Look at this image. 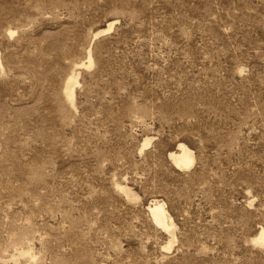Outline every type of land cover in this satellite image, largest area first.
<instances>
[{"label": "rangeland", "instance_id": "1", "mask_svg": "<svg viewBox=\"0 0 264 264\" xmlns=\"http://www.w3.org/2000/svg\"><path fill=\"white\" fill-rule=\"evenodd\" d=\"M0 53V264H264V0H0Z\"/></svg>", "mask_w": 264, "mask_h": 264}, {"label": "bare ground", "instance_id": "2", "mask_svg": "<svg viewBox=\"0 0 264 264\" xmlns=\"http://www.w3.org/2000/svg\"><path fill=\"white\" fill-rule=\"evenodd\" d=\"M116 23H117V21H112L108 24L106 29L98 31L95 35L93 34L94 37L92 36L93 37L92 41H96L102 35L106 34V32L107 33H108V31L110 32V30L113 29V27L115 26ZM90 52L91 51H89L88 53H90ZM90 55L88 57H91ZM0 67L3 68L1 53H0ZM78 86H79V73H77L74 70L71 77L67 81L66 90H65V93L67 96V101L72 107L75 106L74 95H75V90L77 89ZM72 107H70V108H72ZM150 140L151 139L145 140V143L143 144V148L147 147ZM170 156H171V159H173L172 161L175 163V165L181 169H189L192 167V165L195 162V157L193 155V152L187 146H185L183 144H179L177 151H175ZM122 187H124V186H122ZM120 190L123 192L127 191L125 188H121V187H120ZM149 212H150L149 214L151 215L152 220L155 223V225L157 227H159L160 229H163V230L169 232L171 237H172L175 226L172 223L173 221H171L172 218L170 217L169 212L167 211L165 204L162 201L155 200L154 202H152L151 205H149ZM174 237H175V235H174ZM175 242H176L175 239L172 237L171 241L169 242L167 247L165 246V248L167 250H171V248H173L172 246L174 245ZM252 242L254 244H257V245L264 247V229H261L259 232H257V234L253 238ZM21 253L24 257H27L30 259H32V257H33V254L31 251H28V252L23 251ZM21 253H20V255H21Z\"/></svg>", "mask_w": 264, "mask_h": 264}]
</instances>
